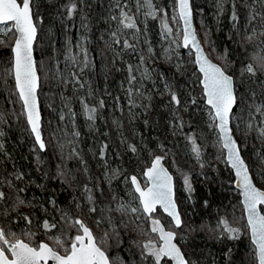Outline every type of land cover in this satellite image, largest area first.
<instances>
[{"label": "trees", "instance_id": "trees-1", "mask_svg": "<svg viewBox=\"0 0 264 264\" xmlns=\"http://www.w3.org/2000/svg\"><path fill=\"white\" fill-rule=\"evenodd\" d=\"M33 1L34 21L37 25L34 56L40 76L38 100L46 150L40 151L35 144L20 101L18 97H12L10 94L14 90L12 78L9 76L6 80H0V131L4 133L3 137H0V143L4 146L0 150V176L12 179L17 188H25V192L20 193L22 197L37 205L44 204L48 208L47 216L39 207L20 209L22 213H33L31 227L41 234L37 240L44 239L43 231L39 227L43 219L51 220L55 216L57 221L60 220L59 212L52 208V205L48 203L49 200L54 199L59 208L74 217L79 214L77 203L81 207H89L83 191L84 186L87 185L92 190V206L96 208V214L99 215L101 209L104 211L108 209L106 197L98 191L100 175L96 168V163L99 161L97 156L101 148L107 145L106 163H111V173L113 170H119V178L121 177L119 180L127 179L130 174L141 170L143 166L148 167L151 157L163 156L164 164L174 177L176 202L179 208L181 207V217L184 221L183 229H175L180 234L177 239L179 246L193 264H256L250 247L249 232L245 225L240 197L238 192L233 193L232 172L224 161L223 151L216 141L214 129H208L204 121V96L200 86V74L193 63V54L191 53V56L186 57L182 62L176 58L175 61H177H174L171 66L166 63L161 64L155 71L148 67L150 78L149 83L147 82L144 87L147 101L140 103V116L132 125L133 129L140 134L141 142H137L131 137L126 123L124 104L126 99L129 101V97L125 96L127 90L118 92V86L120 81H123L124 87L130 84L129 82L125 84L126 79H129L124 71L125 67L129 68L135 62L136 55L141 53L145 56V54L142 48L137 46L135 39L127 38L134 46L133 48H123L124 37L118 33L121 44L113 43L111 33L122 29L118 21L110 19L111 16L119 15L115 0H74L77 10L71 17L67 15L65 7L69 0ZM127 1L119 0L121 5ZM236 2L237 13L241 19L235 26L230 20L231 0H226L224 11L218 18L213 17L214 0H192V6L197 19L199 18L205 25L217 55L224 57L227 51V58L224 59L227 66L209 58L236 79L234 82L238 95L237 106L246 111L249 107L243 108L242 103L248 106L264 104V73L258 72L255 77L248 74L242 75V69L251 62L252 55L242 39V27L246 21L247 8L243 0H236ZM247 2L250 3L251 0ZM143 16L148 36L152 41H156L159 16L157 19L144 14ZM76 31L86 40L89 67L83 73L69 72L67 86H60L56 91L46 75L50 63V49L54 44L56 54L59 53L60 39L65 37L72 39ZM196 32L207 54L197 28ZM108 37L121 53L120 60L116 63H113L110 57ZM181 53L184 51L182 50ZM11 59V47H1L0 74L10 67ZM144 62H147L146 58ZM166 85L177 93L183 106L181 109L169 103L170 97L160 94V89L166 88ZM87 86L93 91L94 97H87ZM57 95L63 113L62 124L81 151L84 167H81L79 161L69 157V151L63 148L56 152L49 144L51 134L57 133L58 129L54 117ZM79 99H82L83 106ZM101 100L104 102L103 107H100ZM85 104L97 109L94 121L87 119L84 111ZM111 107L114 108L113 116L121 123L120 131L125 136V144L121 146L118 144L117 133L110 126ZM172 108L179 113V120L182 123L181 132L169 129ZM87 128L90 130L89 133L86 131ZM76 132L79 136L74 135ZM190 136L195 139L196 146L200 149L199 160L192 151ZM90 144L93 145L92 159L86 152V147ZM129 145H134L137 152L132 153ZM239 146L242 148L241 154L249 165L250 172L254 170L263 172L260 159L264 157V150L261 148L260 153L256 154L257 146L250 136L246 141L240 142ZM61 170L67 173L66 177L59 175ZM182 172H186L189 178L193 188L191 193L186 190L181 181ZM14 173H23L24 178L15 180L12 175ZM119 180L115 183V188L118 194L123 196ZM259 183L264 190V179ZM0 188L10 195H15L6 183L0 185ZM5 206L11 213L8 216L3 214ZM16 216L17 213L11 211V201L0 204V225L10 226L18 233L22 228L29 226L23 220L14 219ZM102 216L109 217L111 213L105 211V215ZM221 219H226L232 227L241 230L239 239L226 238L222 228L218 227ZM60 228L66 231V225L60 224L55 234L59 233ZM209 229L215 231H209ZM117 232L121 242L117 243L115 238L111 240L113 256L120 257L124 264H144L138 255L137 244L133 243L134 239L130 238L122 227ZM221 236L223 238H217Z\"/></svg>", "mask_w": 264, "mask_h": 264}, {"label": "snow or ice", "instance_id": "snow-or-ice-1", "mask_svg": "<svg viewBox=\"0 0 264 264\" xmlns=\"http://www.w3.org/2000/svg\"><path fill=\"white\" fill-rule=\"evenodd\" d=\"M224 3L225 0H217L218 14L223 13ZM243 3L247 8V26L242 27V39L252 43L259 37L261 42L264 43V0H252L251 4L247 0H243ZM32 5L33 0H0V37H8L7 41L0 39V45L10 46L12 53L10 67L0 74V80H6V77L9 76L14 80L15 91L13 95L18 94V99L22 103L23 114L26 115L27 125L34 137L35 144L38 145L40 151H44L46 150V144L42 137L41 114L37 99L40 78L33 58V46L37 39V25L34 22ZM115 6L119 9V15L111 16L110 19L118 21L123 29H134L139 32L140 30L137 28L131 10L125 11L128 5L126 3L121 5L119 0H115ZM237 6L236 0H231L230 20L234 26L241 19L237 13ZM65 7L69 17L77 10V4L74 0H69ZM135 7L137 12L143 11L145 16L152 19H157L159 16L162 37L165 39L173 37V28L169 26L167 12L158 8L153 0H135ZM175 8L178 11L174 12L172 21L173 23L182 22V27L176 32L173 43H177V40H179L178 47L191 49L196 53L195 63L198 66L199 73L202 74L200 83L210 110L212 123L218 130L220 146L222 150L227 152L226 162L235 172L236 185L241 190L243 197L242 205L247 218V227L250 229L251 244L254 246L252 255L257 264H264V190L254 183V177L250 175L249 166L242 158V148L233 138L232 131L229 128L233 109L238 105V95L234 88L233 77L227 74L221 66L213 63L204 53L197 32L193 27V9L190 0H176ZM257 21H259L261 29L259 32L255 27ZM118 31L119 29L111 33L112 41L116 45L121 44V40L117 35ZM122 46L125 49L134 47L127 39L123 40ZM148 51H152L150 47ZM226 58L227 51H225L222 59L226 60ZM144 59L142 55L140 57L141 64L144 63ZM85 63H87L86 56ZM128 70L129 83L132 84L136 81V77L132 75L133 69L131 66ZM258 72L264 73V54L260 53L251 57V62L247 63L242 69V75L248 74L255 77ZM142 75L145 78H150L147 71ZM134 91L136 95L141 94L139 89L133 90L130 88L128 90L130 106H136L135 101L132 99ZM166 91L170 96L169 103L177 109L180 108L181 100L177 93L167 85ZM103 106L104 102L101 100L100 107ZM84 111L89 121L95 120L97 112L95 107H89L85 104ZM255 111L264 116V104L257 105ZM173 116L179 119L178 112L174 111ZM61 119H63V116H61ZM261 125H264V120H261ZM247 127L249 131H256L258 138L264 142V126L255 129L254 125L249 122ZM3 135L4 133L0 131V137H3ZM74 135L79 136V133L76 132ZM191 143L192 151L199 160L200 149L196 146L194 140ZM3 147V143H0V150ZM106 148L107 145L101 148L100 158L102 160ZM129 150L132 153L137 152L134 145H129ZM162 160L163 157L155 156L151 165L144 171L143 175L146 177L145 187L141 186L135 175L127 178L126 182L130 180L132 186L131 201L128 203L117 201V207L109 209V211L114 210L121 213V215L130 214L136 221L144 218L149 222V231L145 232L141 229V234L148 235L150 238L147 242L138 245L141 249V259L146 264H193V261L179 246L177 238L180 234L175 229H183L184 221L177 209L173 178L164 168ZM261 162L264 163V157L261 158ZM12 175L15 180L24 178L23 173ZM59 175L66 177L67 173L61 170ZM118 175H120L119 170L112 171L113 177ZM5 183L7 187L15 192V195H10L0 188V204L11 201V211L17 213L14 219L23 220L29 227L17 233L10 226L0 225V264H124L120 257H112L108 253L110 240L115 238L117 243L121 242L118 232L105 231L102 237H97L83 219L72 217L68 212L59 208L54 199L49 200L48 203L52 205L55 211L59 212L60 220L57 221L55 216L51 220L48 218L43 219L39 227L43 231L44 239L37 240L36 233L30 227L33 224V213H22L20 209L39 207L47 216L48 208L44 204L37 205L25 199L20 195V193L25 192V188H17L12 179L0 176V185ZM184 185L189 193L193 191L186 175L184 176ZM83 191L89 203L88 211L96 212V208L92 206V190L85 185ZM113 199H116V197H113ZM76 207L79 209L80 204L77 203ZM157 208L162 209L170 218V228L166 229L161 221L155 217L154 214ZM3 214L5 216L11 214L7 206H5ZM101 222V220H97V226ZM112 223L111 218H109V225L111 226ZM60 224L74 229V234L66 233L62 228L59 229V235L55 234ZM137 227L140 228L141 226L138 224ZM218 227L222 228V232L226 234L227 239H239L241 230L232 227L226 219H221L218 222ZM190 231H194V229H190ZM209 231L215 230L209 229ZM229 251L231 250L229 249Z\"/></svg>", "mask_w": 264, "mask_h": 264}, {"label": "rangeland", "instance_id": "rangeland-1", "mask_svg": "<svg viewBox=\"0 0 264 264\" xmlns=\"http://www.w3.org/2000/svg\"><path fill=\"white\" fill-rule=\"evenodd\" d=\"M225 2H226V0H225ZM153 3L158 8L163 9V11L167 12L169 26L173 28V33H174L173 37H169L167 39L162 37V35H161V32H162L161 20L159 19L158 39L156 41H152V39L148 36V33L146 32V23H145V18L143 16V11H141V12L136 11L135 0H128L126 2V4L128 5V8L125 9V11H128L129 9L131 10V14L134 15L135 23L137 25V28H139L140 31L136 32L134 29H123L122 28V29H120L119 32H117L121 37H124V39H127V38L128 39H135V41L137 42V46L142 48V52H143V54H145L144 58H146V60H147V62H146L147 64L145 62L143 64H141L140 63V57L142 56V54L140 53L139 55H136L134 57L135 62L131 65V67L133 69L132 75H134L136 77V81L133 82L132 84H128L127 82H129V79H126L125 84H128V86L125 85V87H124L122 85L123 81H120L119 86H118L119 87L118 92L122 93V91L124 89L127 90V91H125L126 98L129 97L128 90L130 88L133 90L139 89V91L141 93L140 95H136L135 91H134V94L132 96V99L135 101L136 106H130L129 101H127V99H126V102L124 104V112L126 113V117H127L126 123H127L128 131H129L131 137L135 138L137 140V142H141L140 138H139L140 134L138 131H135V129H133L132 125H133V122L136 120V118H138V116H140V110H141V108L139 106L140 103L147 101V96H146V92L144 91V87H145V84L147 82L149 83V78H145L142 74L145 71H147V74L149 76L148 67H151L152 71L153 70L155 71V70H157V67L161 64L166 63L168 66L169 65L171 66V64H173V62L175 61L176 58L177 59L179 58V61L182 62L185 60L186 57L187 58L190 57L191 53H192V51L190 49L185 50L182 47H178L179 40H177V43H173V39L176 38L175 37L176 32L181 28L180 22L179 23H173V21H172V16H173L174 12L177 11V9L175 8L176 0H153ZM251 3H252V0L249 4H251ZM32 7H33V12H34V1H33ZM212 10H213V17L214 18H216V17L218 18L221 16V14H218L217 0H214V5L212 7ZM193 12H194V9H193ZM194 23H195V26L197 28L199 37L201 38L203 45L205 46V49L207 51L208 56L211 59L217 60L218 62H221L225 66H227V64L224 62V59H222L223 56H218L216 51L212 47V43L210 42L209 35L206 31L207 29H206L205 25H203L201 23L200 19L199 18L197 19L195 12H194ZM244 26H247L246 21L244 23ZM255 27L257 29V32H259L261 30L260 26H259V21H257ZM0 39H5L7 41L8 37H0ZM107 41H108V49H109L111 60L113 63H116L117 61L120 60V56H121L120 50H118L110 42L109 37H108ZM245 45L247 46V49L249 50V52L252 56L257 54V53L264 54V43L261 42L259 37L255 41H253L252 43H248L247 41H245ZM54 46L55 45L53 44V48L50 49L51 50L50 59H49L50 63L48 65V70L46 71V75L48 76V79H49L50 83L52 84L53 89L58 91L57 89L60 86H64V87L67 86L68 81H69L68 80L69 79V72L72 71V72H76V73H83L89 67L88 66L89 65V55H88V51L86 49V40H85L83 35L78 33V31H76L74 33L72 39H71V37H65L63 39H60V42L58 43L59 53L56 54ZM1 47H3V45H0V48ZM149 47L152 50L151 52L148 51ZM182 50L184 51V53H181ZM85 56L87 58V63H85ZM193 63H194V58H193ZM228 67H229V65H228ZM128 69L129 68L125 67V70H124L127 74V77H129V70ZM12 81H13L12 83L14 86V80L12 79ZM234 81H236V79H234ZM39 87H40V85H39ZM14 91H15V89L12 92L14 93ZM12 92L10 93L12 95V97H18V94L13 95ZM86 93H87V97H89V98L94 97L93 91L91 90V88L89 86H87ZM160 94L163 96L170 97L168 92L166 91V88L160 89ZM56 97L57 98H56V107L54 109V117L56 119V124L58 126V129H57V133L55 132V134H51V136L49 138V140H50L49 144L52 145L51 148L54 149V151H56V152H57V150H61L63 148L65 150L69 151V153H68L69 157L72 158L74 161H79L81 167H84L81 151L75 145V141L72 139L73 137L68 132L67 128H65L62 124L63 119H61V116H63V113H62L61 108L59 106V96L57 95ZM79 101H80L81 106H83L82 99H79ZM243 102H244V99H243ZM243 104L244 103H242L243 108L249 107L246 111H244V109H242V108H239L238 106H236L233 110V114L231 116L233 133L237 139L238 145H240V142L246 141L248 136H250V138L253 140V143H255L257 146L256 150H255V152L257 154V153H260L261 148L264 150V142H262V140L260 138H258V133L256 131H249L247 125L249 122H251L254 125L255 129H259L260 127L264 126V125H261V120H264V116H261L259 113H257L255 111L256 106L254 104H251L249 106L243 105ZM21 106H22V104H21ZM182 107L183 106L181 105L180 109ZM203 107L205 108L204 109L205 124H206L208 129H211V130L214 129V134L216 135V138H217L216 141L218 142V144L220 146L219 135H218V132L216 130L215 125H213V123H212L210 110L208 107H206L205 103H204ZM48 108H50V107L48 106ZM113 109L114 108L111 107L110 113H109L110 114V126L117 133L118 144H119V146H121V145L125 144V139H124L125 136H123V134L120 131V127H121L120 121L116 117L113 116V112H114ZM174 111H175L174 108H172L171 113H170L171 114V121H170L169 129L170 130L172 129L174 131L177 130L178 132H181V129H182L181 121L179 119H176L173 116ZM22 112H23V107H22ZM24 116H25V114H24ZM86 131L89 133L90 132L89 128H87ZM42 135H43V133H42ZM191 137L192 136L189 137L190 142L192 140L195 141V139L193 137L192 138ZM43 139H44V137H43ZM44 141L46 143V140H44ZM195 144L197 145L196 141H195ZM92 146L93 145L90 144L86 147V150H87L86 152L88 153V155L90 157L94 156ZM220 148H221V146H220ZM222 151H223L222 156L224 158V150H222ZM109 154H111V153L109 152L108 155ZM157 156H161V155H157ZM92 157H91V159H92ZM154 157L150 158V163ZM161 157H163V156H161ZM97 158L99 159V161L96 163V168H97L99 175H100L99 176V182H98V185H99L98 191L101 194H103V196L106 197L105 202H106L108 209H115L117 207V201H119L121 203H128L129 201H131L130 193L132 192V186L130 184V180H128V182H126V180H127L126 178L119 180L121 178V177L119 178V175L116 177L112 176V173L110 172L111 163H106L107 162L106 160H108V157L105 156V153H104V159L103 160L100 158V154H99V156H97ZM109 158H110V155H109ZM192 158H194V156H192ZM224 161H225V159H224ZM163 162H164V158H163ZM118 164H119V162H118ZM260 165L262 167L263 172H260L257 170H254L251 172L252 176L254 177V181L258 187L261 186L259 181L264 179V163L261 162V159H260ZM148 167L143 166L141 170L134 171L127 178H130L132 175H135L140 180L141 185L143 187H145L146 186V179H145L143 173H144L145 169ZM83 171L86 172L84 168H83ZM185 175H187L186 172L181 173L182 183H184V176ZM197 175H199V174H197ZM117 180H119L118 181V183H120L119 186L122 187L120 190L124 194L123 196H120L118 194V192L116 191L115 183L117 182ZM235 192H238V191L234 188L233 193H235ZM238 195L240 197L239 192H238ZM113 197H116V199H113ZM133 204H135V202H133ZM240 205H241V203H240ZM88 208L80 206V208L78 210L79 214L75 215L74 217H78V218L83 219L84 222L90 228H92V230L97 235V237H102L104 235L105 231L117 232L120 229V227H122L130 235L129 237L134 239L133 243L137 244V246L139 244L147 242L148 239L150 238L148 235L141 234V229L143 231L147 232V231H149V228H150L149 222L144 218H142L139 221H136L135 218L132 217L130 214L121 215V213L114 211V210L109 211L111 213V216L103 217L102 215H105V211L107 213H109L108 209H106L105 211L101 209V211H100L101 213L99 212V215H97L96 212H94V213L89 212ZM178 208H179V206H178ZM180 209H181V207L179 208V211L181 213ZM154 215L157 219H159L163 223V225L165 226L166 229L170 228V224H169L170 219L167 216H165L159 209L157 210V212ZM243 216H244V213H243ZM109 218H111V220L113 222L111 226L109 225ZM97 220L102 221L99 226H97V224H96ZM138 224L141 226L140 228L137 227ZM245 225H246V222H245ZM246 227H247V225H246ZM23 229H25V228H22V230ZM247 229H248V227H247ZM31 230L36 233V239H38L37 237L41 236V234H39V232L36 231L35 229H33L32 227H31ZM20 232H21V230L18 233H20ZM65 232L74 234V229L68 228V226L66 225V231ZM59 234L60 233H58L57 235H59ZM250 247L253 250L254 247L251 243H250ZM112 250L113 249L111 248V240H110L109 241V247H108V253L110 256L114 257L112 254ZM138 251H139L138 255L141 258L140 247H138ZM143 262H144V264H146L145 261H143ZM256 264H257V262H256Z\"/></svg>", "mask_w": 264, "mask_h": 264}, {"label": "water", "instance_id": "water-1", "mask_svg": "<svg viewBox=\"0 0 264 264\" xmlns=\"http://www.w3.org/2000/svg\"><path fill=\"white\" fill-rule=\"evenodd\" d=\"M190 3H191V5H192V0H190ZM192 9H193V6H192ZM178 11V10H177ZM35 22V21H34ZM181 23V27H182V22H180ZM193 27L195 28V30H196V26H195V23H194V12H193ZM199 39V38H198ZM201 43V42H200ZM34 45H35V43H34ZM201 46H202V44H201ZM183 48V47H182ZM202 48H203V46H202ZM183 49H185V48H183ZM186 50V49H185ZM191 50V49H190ZM192 51V54H193V58H194V63H195V56H196V53H195V51L194 50H191ZM203 51H204V49H203ZM204 53L206 54V52L204 51ZM207 55V54H206ZM208 56V55H207ZM33 58H34V60H35V56H34V46H33ZM209 58V57H208ZM210 59V58H209ZM211 60V59H210ZM212 61V60H211ZM213 62V61H212ZM213 63H215V62H213ZM215 64H217V63H215ZM218 65V64H217ZM195 66H196V69H197V71H198V66L196 65V63H195ZM218 66H220V65H218ZM198 73H199V71H198ZM37 74H38V76H39V73H38V71H37ZM200 74V80L202 79V74L201 73H199ZM228 74V73H227ZM40 78V77H39ZM233 80H234V78H233ZM39 85H40V81H39ZM200 86H201V88H202V84L200 83ZM234 88H235V82H234ZM38 90H39V88H38ZM38 90H37V99H38ZM202 93H203V88H202ZM204 96V95H203ZM204 103H205V105H206V107H208V105H207V103H206V97L204 96ZM22 104V103H21ZM38 104H39V100H38ZM235 108V107H234ZM39 109H40V105H39ZM234 110V109H233ZM40 114H41V111H40ZM25 119H26V115H25ZM41 121H42V116H41ZM26 123H27V121H26ZM42 126V125H41ZM28 128H29V126H28ZM229 128H230V130L232 131V134H233V138L237 141V139H236V137H235V135H234V133H233V128H232V123H231V117H230V122H229ZM217 130V129H216ZM217 132H218V130H217ZM32 135V134H31ZM218 135H219V133H218ZM33 137V136H32ZM42 137H43V135H42ZM33 139H34V137H33ZM238 143V142H237ZM46 144V143H45ZM37 147H38V145H37ZM39 148V147H38ZM45 151V150H44ZM44 151H42V152H44ZM242 155V154H241ZM226 156H227V152H226V150H224V159H225V161H226ZM242 158H243V156H242ZM152 162V161H151ZM227 163V162H226ZM162 164H163V166H164V168L165 169H167V171L169 172V174L172 176V178H173V187H174V193H175V183H174V177H173V175L171 174V172L168 170V168L165 166V164H164V162H163V160H162ZM150 165H151V163H150ZM149 165V166H150ZM228 165V164H227ZM228 168L231 170V172H232V174H233V186H234V188L239 192V194H240V203H241V206H242V208H243V205H242V199H243V197H242V195H241V190L237 187V185H236V176H235V172H234V170L233 169H231V167L228 165ZM147 169V168H146ZM145 169V170H146ZM250 171V170H249ZM250 175H252L251 174V172H250ZM145 177V176H144ZM138 179V178H137ZM145 179H146V177H145ZM138 181L140 182V180L138 179ZM141 183V182H140ZM254 183H255V181H254ZM256 184V183H255ZM142 186V185H141ZM143 187V186H142ZM258 187V186H257ZM263 190V189H262ZM175 200H176V197H175ZM176 204H177V202H176ZM160 210L165 216H167V214L166 213H164L163 212V210L162 209H160V208H157V210ZM177 209H178V211H179V208H178V205H177ZM157 212V211H156ZM180 212V211H179ZM243 213H244V218H245V222H246V225H247V218H246V214H245V212H244V209H243ZM168 217V216H167ZM169 218V217H168ZM170 219V218H169ZM161 224L163 225V223L161 222ZM164 226V225H163ZM165 227V226H164ZM248 231H249V239H250V243H251V235H250V229L248 228ZM254 247V246H253Z\"/></svg>", "mask_w": 264, "mask_h": 264}, {"label": "bare ground", "instance_id": "bare-ground-1", "mask_svg": "<svg viewBox=\"0 0 264 264\" xmlns=\"http://www.w3.org/2000/svg\"><path fill=\"white\" fill-rule=\"evenodd\" d=\"M209 57V56H208Z\"/></svg>", "mask_w": 264, "mask_h": 264}]
</instances>
